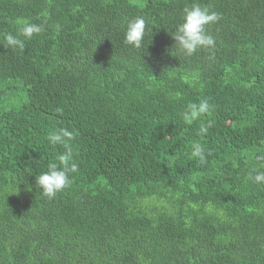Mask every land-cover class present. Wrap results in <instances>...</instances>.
<instances>
[{
  "label": "trees",
  "instance_id": "1",
  "mask_svg": "<svg viewBox=\"0 0 264 264\" xmlns=\"http://www.w3.org/2000/svg\"><path fill=\"white\" fill-rule=\"evenodd\" d=\"M193 3L222 18L189 58L170 33ZM24 23L44 31L7 48ZM201 99L214 109L186 121ZM60 128L79 170L49 200L35 178ZM261 155L264 0H0V264H264Z\"/></svg>",
  "mask_w": 264,
  "mask_h": 264
},
{
  "label": "clouds",
  "instance_id": "2",
  "mask_svg": "<svg viewBox=\"0 0 264 264\" xmlns=\"http://www.w3.org/2000/svg\"><path fill=\"white\" fill-rule=\"evenodd\" d=\"M221 14L210 10L207 6H201L200 3H193L183 9L182 22L176 26L174 32L170 35L175 41L173 47L184 57H192L200 50H212L216 47V39L209 34L208 28L212 24L218 23ZM59 27V26H57ZM147 21L144 17H136L127 23L124 35V43L135 49H141L146 34ZM44 31L40 24L24 23L19 29L18 36L7 34L5 36V46L13 51L22 52L25 49V41L31 40L34 35ZM22 36L24 39H20ZM214 109V106L207 100L201 99L196 103H189L183 113V118L191 122L206 116ZM215 124L213 120H207L200 129L201 135H206L210 128ZM74 133L67 128H60L56 132L48 135L47 140L55 147L63 145L65 151L58 155L57 163H50L48 171L36 176L35 183L42 189V194L49 200L54 199L58 194L64 192L71 186L72 174L77 173L79 165L74 162L73 151L70 142L74 139ZM193 157L198 158L201 165L207 163L205 150L201 144L193 145L191 153ZM264 161V155L258 157ZM249 179L256 184H264V170H257L255 175H249Z\"/></svg>",
  "mask_w": 264,
  "mask_h": 264
}]
</instances>
